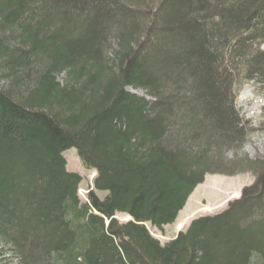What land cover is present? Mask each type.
Listing matches in <instances>:
<instances>
[{"label": "trees", "instance_id": "obj_1", "mask_svg": "<svg viewBox=\"0 0 264 264\" xmlns=\"http://www.w3.org/2000/svg\"><path fill=\"white\" fill-rule=\"evenodd\" d=\"M247 79L264 84V0H0V264H264V161L237 156ZM69 149L104 199L80 201ZM245 171L222 213L164 245L145 227Z\"/></svg>", "mask_w": 264, "mask_h": 264}, {"label": "rangeland", "instance_id": "obj_2", "mask_svg": "<svg viewBox=\"0 0 264 264\" xmlns=\"http://www.w3.org/2000/svg\"><path fill=\"white\" fill-rule=\"evenodd\" d=\"M137 94L144 96L142 91ZM235 106L240 114L241 120L248 128L245 141L238 150V159L246 158L248 161H264V84L254 81L243 82L237 93ZM236 155V154H235ZM233 153L228 155L230 159ZM66 161V170L80 176L81 184L78 190V197L82 203H87V196L93 192L99 199H104L105 192H97L93 188V181L96 172L84 169L75 149H69L63 153ZM247 165L237 167L243 170ZM237 170V171H238ZM245 170V169H244ZM255 181L253 172L245 171L233 176L206 175L202 184L198 185L190 195L185 207L179 213L175 223L157 229L149 224L145 227L150 235L157 240L160 245H164L173 240L179 232L187 229L189 224L199 218L214 216L225 211L230 202L241 197L244 188L250 187ZM115 219L119 223L129 221L128 216L117 214ZM183 222L184 226L177 230V224Z\"/></svg>", "mask_w": 264, "mask_h": 264}, {"label": "bare ground", "instance_id": "obj_3", "mask_svg": "<svg viewBox=\"0 0 264 264\" xmlns=\"http://www.w3.org/2000/svg\"><path fill=\"white\" fill-rule=\"evenodd\" d=\"M184 226L183 222L177 224V230L181 229Z\"/></svg>", "mask_w": 264, "mask_h": 264}]
</instances>
